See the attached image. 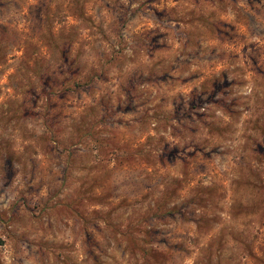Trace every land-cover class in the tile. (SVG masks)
Instances as JSON below:
<instances>
[{
    "label": "rangeland",
    "instance_id": "obj_1",
    "mask_svg": "<svg viewBox=\"0 0 264 264\" xmlns=\"http://www.w3.org/2000/svg\"><path fill=\"white\" fill-rule=\"evenodd\" d=\"M0 264H264V0H0Z\"/></svg>",
    "mask_w": 264,
    "mask_h": 264
}]
</instances>
